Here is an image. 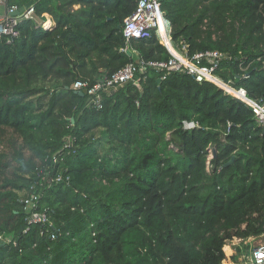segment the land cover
Listing matches in <instances>:
<instances>
[{"label":"trees","instance_id":"trees-1","mask_svg":"<svg viewBox=\"0 0 264 264\" xmlns=\"http://www.w3.org/2000/svg\"><path fill=\"white\" fill-rule=\"evenodd\" d=\"M7 1L56 25L22 19L0 39V264H223L228 240L264 233V126L250 106L186 73L158 82L153 67L101 107L72 88L172 57L156 33L126 41L139 0ZM160 1L175 47L226 53L218 75L264 103V0ZM32 192L54 239L25 232Z\"/></svg>","mask_w":264,"mask_h":264},{"label":"built area","instance_id":"built-area-1","mask_svg":"<svg viewBox=\"0 0 264 264\" xmlns=\"http://www.w3.org/2000/svg\"><path fill=\"white\" fill-rule=\"evenodd\" d=\"M29 18L36 19L34 7H23V10H21L16 5H9L7 0H0V39L6 37L7 41H11L12 38L19 37L21 35L19 25L22 19ZM153 32L158 33L164 40V44L171 50L172 57L169 60L131 62L105 80H99L94 84L88 80L77 79L73 82L72 88L84 91L85 94L89 95L91 104L101 107L104 91L123 86L135 79L137 74L145 73L148 67L164 71L163 78H166L172 72H182L193 76L198 82L210 81L218 84L225 92L250 106L254 110L259 123L264 125V103L261 100L251 98L245 88H236L232 80L223 81L217 74L220 64L229 56L219 50H206L189 55L186 52V46H183L180 51L169 47L161 1L139 0L135 10L124 21L123 35L126 41L129 42L134 38H149ZM199 126L200 124L193 120L183 122L185 129H193ZM209 152L211 158L213 156L211 147ZM22 203L29 213L27 218L28 227L25 232L29 229V226L36 224L47 228L46 231H41L42 235L47 232L50 233L52 239L56 238L55 231L48 229L53 227L49 214L46 211L38 210L40 196L36 192H32L28 197L22 199ZM233 239L239 243L238 245L244 244L248 247V259L245 264H264V233L258 236L234 237Z\"/></svg>","mask_w":264,"mask_h":264},{"label":"rangeland","instance_id":"rangeland-1","mask_svg":"<svg viewBox=\"0 0 264 264\" xmlns=\"http://www.w3.org/2000/svg\"><path fill=\"white\" fill-rule=\"evenodd\" d=\"M48 85H50V83ZM228 241H227V244L224 246V251H225V247L229 246V248H231V252L227 253L225 251L226 259H224L222 263L223 264H245L248 259V252H249L248 247L244 244L238 245L239 243L236 242L234 239L229 242ZM238 253H239V256H238V259L236 260L234 256L237 255Z\"/></svg>","mask_w":264,"mask_h":264},{"label":"clouds","instance_id":"clouds-1","mask_svg":"<svg viewBox=\"0 0 264 264\" xmlns=\"http://www.w3.org/2000/svg\"><path fill=\"white\" fill-rule=\"evenodd\" d=\"M165 21H166V29H167V35H168V38H167V41L169 42V47H172L173 49H175V50H177V51H180V48H177V47H175V45L173 44V42H172V37H171V31H172V27H171V24H170V22L169 21H167L166 19H165ZM153 33H155V32H153ZM159 37H160V39H161V42L164 44V40L161 38V36L158 34V33H156ZM165 46H166V44H164ZM167 47V46H166ZM168 48V47H167ZM168 50L171 52V50L168 48ZM159 71V70H158ZM161 72V77L159 78V79H161V81L162 80H165L171 73H169L167 76H166V78H163V75L165 74L164 73V71H160ZM173 73V72H172ZM218 74V73H217ZM221 78V77H220ZM222 79V78H221ZM223 80V79H222ZM224 81V80H223ZM226 82V81H225ZM233 82V81H232ZM234 83V82H233ZM227 93V92H226ZM228 94V93H227ZM233 96V95H232ZM234 97V96H233ZM235 98V97H234ZM239 101H241V100H239ZM242 102V101H241ZM185 121V120H184ZM183 121V122H184ZM187 121H191V120H187ZM193 121H195V120H193ZM196 122H198V121H196ZM199 123V122H198ZM200 127V126H199ZM184 128V127H183ZM195 128H197V127H195ZM185 129V128H184ZM194 129V128H193ZM187 130H191V129H187ZM212 148V147H211ZM213 149V148H212ZM213 153H214V150H213Z\"/></svg>","mask_w":264,"mask_h":264},{"label":"crops","instance_id":"crops-1","mask_svg":"<svg viewBox=\"0 0 264 264\" xmlns=\"http://www.w3.org/2000/svg\"><path fill=\"white\" fill-rule=\"evenodd\" d=\"M36 21H37V27L41 26V27L46 28V29H52L56 25L52 16L48 13H45L42 16H36Z\"/></svg>","mask_w":264,"mask_h":264},{"label":"water","instance_id":"water-1","mask_svg":"<svg viewBox=\"0 0 264 264\" xmlns=\"http://www.w3.org/2000/svg\"><path fill=\"white\" fill-rule=\"evenodd\" d=\"M29 5V4H28ZM21 10H23V8H21ZM130 51H128V53H129ZM158 82H161V79H158ZM76 92L78 93V94H80V95H84L85 93H84V91H81V90H76ZM264 126V125H263ZM215 155V154H214ZM234 158H235V156H233L232 157V159L230 160V161H228V163H227V165L228 164H231L232 162H233V160H234ZM50 160V159H49Z\"/></svg>","mask_w":264,"mask_h":264},{"label":"bare ground","instance_id":"bare-ground-1","mask_svg":"<svg viewBox=\"0 0 264 264\" xmlns=\"http://www.w3.org/2000/svg\"><path fill=\"white\" fill-rule=\"evenodd\" d=\"M225 251H226L227 253H229V252H231V249H230L228 246H226V247H225Z\"/></svg>","mask_w":264,"mask_h":264}]
</instances>
